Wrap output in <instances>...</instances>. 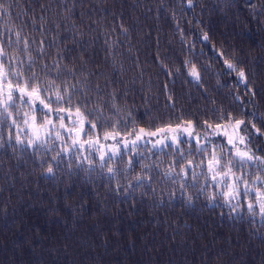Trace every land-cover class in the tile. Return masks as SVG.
Masks as SVG:
<instances>
[{"label":"trees","instance_id":"trees-1","mask_svg":"<svg viewBox=\"0 0 264 264\" xmlns=\"http://www.w3.org/2000/svg\"><path fill=\"white\" fill-rule=\"evenodd\" d=\"M0 46L9 81L79 111L89 137L242 122L261 156L231 166L221 137L104 162L31 146L20 97L0 112V264H264V213L209 165L264 175V0H0Z\"/></svg>","mask_w":264,"mask_h":264},{"label":"rangeland","instance_id":"rangeland-1","mask_svg":"<svg viewBox=\"0 0 264 264\" xmlns=\"http://www.w3.org/2000/svg\"><path fill=\"white\" fill-rule=\"evenodd\" d=\"M2 58L3 53L0 46V112L8 110L20 97L29 103L30 108H28L24 117L25 123L22 128L18 127V130L30 134L28 144L31 146L41 142L47 136H54L60 140L61 144L65 145L66 152L79 148L83 151H89V155L93 154L101 162H104L107 158L117 157L123 150L139 144H149L155 149H160L167 145L180 144L179 141L186 138L197 141L200 145H208L213 139L221 137L233 148L239 160H233L231 166H240L245 162L255 164L256 158L261 157L256 149L248 150L245 138L248 134L244 133L242 122L228 128L209 127L206 132H197L193 124L184 123L154 131L141 128L130 135L111 132L103 136L89 137L86 134L87 120L79 111H55L42 100L38 89L29 90L25 87L14 86L9 81V77L6 76ZM41 109L47 114L43 123H39L36 114V111ZM209 165L211 172L215 174L214 183L217 187L225 188L224 191L229 198L238 199L241 191L247 189L246 194L248 195L246 198H249V206L251 208L254 205L259 206L262 213H264V175L255 176L246 171L249 175L243 177L244 172L236 173L238 168L226 174L216 173L219 168L218 161L212 160ZM251 195L253 196L251 197Z\"/></svg>","mask_w":264,"mask_h":264}]
</instances>
